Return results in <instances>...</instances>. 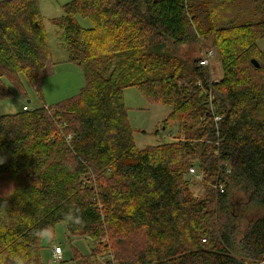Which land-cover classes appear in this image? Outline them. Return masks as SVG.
Masks as SVG:
<instances>
[{
    "label": "trees",
    "instance_id": "trees-1",
    "mask_svg": "<svg viewBox=\"0 0 264 264\" xmlns=\"http://www.w3.org/2000/svg\"><path fill=\"white\" fill-rule=\"evenodd\" d=\"M62 9L52 24L85 85L54 106L0 115V264H42L41 238L59 222L92 243L77 264L264 261V52L256 45L264 20L216 28L209 0H71ZM193 33L213 34L218 52L217 123L195 87L208 70L165 50ZM49 57L38 0L0 1V100L10 88L26 96L21 75L39 86ZM184 77L193 92L179 85ZM128 87L171 107L175 141L135 147ZM206 136L207 150L190 144ZM190 166L201 174L200 196L184 177ZM210 176L222 192L204 185ZM233 188L244 200H232Z\"/></svg>",
    "mask_w": 264,
    "mask_h": 264
},
{
    "label": "rangeland",
    "instance_id": "rangeland-1",
    "mask_svg": "<svg viewBox=\"0 0 264 264\" xmlns=\"http://www.w3.org/2000/svg\"><path fill=\"white\" fill-rule=\"evenodd\" d=\"M4 1V0H0ZM71 0H38L39 10L43 19V25L48 36L49 48L53 54V60L57 63L60 54L64 52V43L62 33L55 25L52 24L53 19H58L63 15V5ZM210 2V21L213 22L216 28L229 26V24H243L247 22H258L264 20V5L260 0H209ZM79 25L83 28H89L91 22L88 18L80 16L76 17ZM213 34L207 35L206 38H199L196 34L185 43L173 45L166 42L168 53L174 55L177 60L190 64L193 60L201 59L207 50H212L214 58L211 61L208 70V81L213 80L217 82L222 77V69L218 58L216 47L212 43ZM256 45L260 52H264V37L257 40ZM70 64V65H68ZM185 75L190 77L187 72ZM23 87L27 93L25 97L19 95L13 88L11 98L0 100V115L13 114L22 111V107L33 110L43 106H54L57 103L69 99L77 95L84 87V75L80 67L73 63L67 65L56 64L50 65V70L43 69L41 71V78L39 86H33L24 75L20 76ZM200 79L195 80V84ZM179 85L190 92L193 87V82H190L185 77L179 81ZM214 93L217 96L214 89ZM123 103L127 109V120L132 130V139L137 149L142 150L146 147L156 146L162 143L175 141L178 135L177 126L169 121L171 107L167 104L149 102L136 87H128L123 91ZM215 96V99H216ZM29 101V102H28ZM69 138V136H67ZM182 139V136L180 137ZM209 137H205V142ZM199 143L198 141H191L190 144L195 146L199 144V151L201 149L207 150L208 146ZM203 144V146L201 145ZM195 156L188 158V162L192 161L194 164ZM197 168V165H195ZM227 166V165H226ZM195 168V169H196ZM203 170V169H202ZM197 171V169H196ZM201 175L200 173H198ZM184 177L190 182L191 191L195 196L202 194L201 178L197 179L195 176H189L188 170ZM212 176H210L207 184L211 191H214V184ZM232 200L239 202L244 200V193L238 188L230 190ZM237 225L239 233L237 238L246 227L245 220L238 219ZM54 246H59L62 250L61 260L59 262H52V249ZM92 253V243L88 238H75L68 234L66 226L63 222L55 224L51 233H44L40 242V261L42 264H77L76 258H89ZM96 264H103L104 258H95Z\"/></svg>",
    "mask_w": 264,
    "mask_h": 264
},
{
    "label": "built area",
    "instance_id": "built-area-1",
    "mask_svg": "<svg viewBox=\"0 0 264 264\" xmlns=\"http://www.w3.org/2000/svg\"><path fill=\"white\" fill-rule=\"evenodd\" d=\"M214 58V53L212 50H207L203 57L201 59H199L198 61V65L200 67H204V68H209L211 61ZM213 80H209L206 84H203L201 81H198L195 84V87L198 89V91L200 92L201 95L204 96V98L206 99V104H207V108L209 113L212 115L213 117V122L217 123L221 117L217 114L216 112V106L214 104V100H215V93L213 90ZM23 110H28V108L23 107ZM188 175L189 176H195L197 179L201 178V175H199L195 169L194 166H190L188 168ZM214 190L215 192H222L223 190V186L222 185H217L214 184ZM61 248L59 246H54L52 249V262H59L61 260ZM264 261H262L259 264H263Z\"/></svg>",
    "mask_w": 264,
    "mask_h": 264
},
{
    "label": "crops",
    "instance_id": "crops-1",
    "mask_svg": "<svg viewBox=\"0 0 264 264\" xmlns=\"http://www.w3.org/2000/svg\"><path fill=\"white\" fill-rule=\"evenodd\" d=\"M65 50V49H64ZM53 54L54 53H52L51 51H50V57H49V60H48V62L46 63V65H45V67H44V69H48V70H50V65H54L55 67H56V64H60V65H67V63H69V62H67V54H66V51H64V52H61V55L60 54H56V55H58V56H60L59 57V59H58V61H57V63H55L54 62V60H53ZM68 65H70V64H68ZM27 95V94H26ZM29 102V101H28ZM24 107V106H23ZM22 107V108H23ZM46 107V106H45ZM61 252H62V250H61ZM62 255V254H61Z\"/></svg>",
    "mask_w": 264,
    "mask_h": 264
},
{
    "label": "water",
    "instance_id": "water-1",
    "mask_svg": "<svg viewBox=\"0 0 264 264\" xmlns=\"http://www.w3.org/2000/svg\"><path fill=\"white\" fill-rule=\"evenodd\" d=\"M251 63H252V65L255 67V68H257V67H259V64L257 63V61L256 60H251Z\"/></svg>",
    "mask_w": 264,
    "mask_h": 264
}]
</instances>
